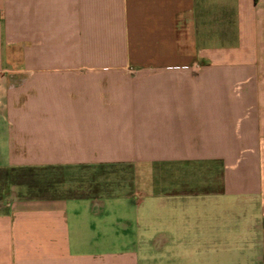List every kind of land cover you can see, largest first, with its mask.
<instances>
[{
  "label": "crops",
  "instance_id": "crops-1",
  "mask_svg": "<svg viewBox=\"0 0 264 264\" xmlns=\"http://www.w3.org/2000/svg\"><path fill=\"white\" fill-rule=\"evenodd\" d=\"M263 22L264 0H0V264H143V250L222 240L170 209L198 198L169 192L180 182L134 210L139 194L78 192L68 173L220 164L244 121L227 93ZM224 186L220 203L260 202Z\"/></svg>",
  "mask_w": 264,
  "mask_h": 264
},
{
  "label": "rangeland",
  "instance_id": "rangeland-1",
  "mask_svg": "<svg viewBox=\"0 0 264 264\" xmlns=\"http://www.w3.org/2000/svg\"><path fill=\"white\" fill-rule=\"evenodd\" d=\"M258 50L259 55L243 75V80L235 82L228 90L227 97L235 99L237 104L230 106V111L243 112L244 121L238 123L237 138L229 139L228 154L222 155V158H218L220 155H213L220 164L140 166L118 163L102 164L96 170L69 171L68 176L76 184L73 187L78 192L79 189L84 191L91 188L94 182L96 190L104 195L139 194L132 200L134 210L138 209V200L145 201L141 210L155 208V199L147 195L167 188L158 184L180 182V187L169 186V192L197 194L196 199L170 201V209L195 212L198 219L191 218L190 224L195 229L210 231L212 238L222 237V240H214L191 250H143V264L158 261L166 264H263L264 256L262 262L259 256L264 248V34ZM21 53L16 49V67L29 64V59ZM227 178L229 190L257 195L260 202L241 205L228 200V203H220V199L215 198V193L224 192V181ZM140 180H144L145 184L141 185ZM144 194L147 195L143 196ZM220 210L228 212L227 218L220 214ZM210 211L212 215L207 214ZM195 221L197 222L194 223ZM250 223L254 224L253 228Z\"/></svg>",
  "mask_w": 264,
  "mask_h": 264
}]
</instances>
